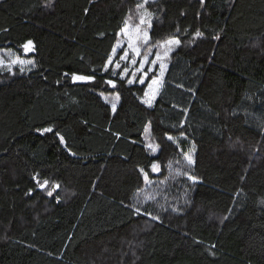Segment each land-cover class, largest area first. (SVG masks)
<instances>
[{"label":"trees","instance_id":"trees-1","mask_svg":"<svg viewBox=\"0 0 264 264\" xmlns=\"http://www.w3.org/2000/svg\"><path fill=\"white\" fill-rule=\"evenodd\" d=\"M135 1L0 0V55L32 61L0 64V264H264V126L239 112H264V0L147 3L151 40L186 45L150 108V81L107 64ZM188 153L191 206L151 222L155 206L134 204L141 172ZM45 180L69 197L44 198Z\"/></svg>","mask_w":264,"mask_h":264},{"label":"rangeland","instance_id":"rangeland-1","mask_svg":"<svg viewBox=\"0 0 264 264\" xmlns=\"http://www.w3.org/2000/svg\"><path fill=\"white\" fill-rule=\"evenodd\" d=\"M155 1V0H136L133 2L132 5L136 4L131 8L129 11V15L126 19L128 22V31L129 34L132 37L133 43L136 47L139 48V55H136L132 48L129 47V35H125L122 31L120 32L118 36V40L115 46V52H112L109 61L107 64H110L111 66L119 71L118 75L121 78H128L129 80H132V83H134L136 80L139 79L141 81V78H143V81L148 79L150 82L146 88L145 93L147 92L148 95L146 96L144 94V97L142 99V103L147 106L151 107L153 105V102L159 93V90L161 88L164 74L166 71V68L170 62L171 55L173 51L177 47H185V44L179 43L178 45H168L166 44V41L169 40H177L173 38H167L165 40H162L160 42L152 41L149 35V30L152 25V16L147 9V3ZM142 4V8H138L137 5ZM141 19L144 20V23H141ZM125 27V25H124ZM123 27V28H124ZM122 28V29H123ZM139 29V32L136 30ZM145 34L147 35V41L145 42ZM168 48H171V51L167 52V55H165V52ZM31 52V51H30ZM125 52L128 53V56L126 59H121V56L125 54ZM29 52L24 54H28ZM157 56L160 58L157 59ZM17 60H23L27 61V57H19V56H13L11 54L3 53L0 55V63L2 66L6 67L7 69H12L14 66L20 67L22 69L29 68L31 64H20L18 62L14 63L13 61ZM135 61V63H133ZM141 61H145L143 64H141ZM155 61V63H153ZM161 64H164L166 67L163 69V75L161 76ZM160 80L161 83L159 85L158 91L155 94V97L152 98V92L149 90V85L152 83L153 80ZM79 81H88V80H79ZM156 86H154L155 88ZM111 96V95H110ZM109 101H112V98H108ZM151 100V106L148 105V103H145L144 101ZM252 105V104H250ZM240 113H243L246 117L247 123L250 125H254V127L260 128L264 126V112H261L259 109H253L246 107L245 111L241 110ZM143 142L145 144V147L150 155L156 156L160 154L161 149L157 141L153 136H151V132L149 128L146 129L144 136H143ZM232 142L227 143V147H230L233 145H236L238 141L234 144ZM151 145V147H149ZM239 145V144H238ZM240 147V145H239ZM153 148L155 151H153ZM189 154V153H188ZM191 154V153H190ZM250 155H253L250 153ZM179 155H176L177 157ZM193 157V156H192ZM157 166L156 171H153V178H149L146 173H144L142 170L141 175L143 179V185L139 190H137L136 198L134 199V204L139 205L142 207L144 204L146 206L151 205L155 206L156 210L153 214H151L148 219L153 221H160L163 218L167 217H176L178 214L183 213L184 209H187L191 206L190 201V188L189 186L194 183L193 180H190L188 177L191 176V168L189 167L190 164L185 159V156L178 158L177 160H174L170 163L166 164V170L165 175H160V167L158 164H155ZM145 176H147V182L145 181ZM193 177V176H191ZM194 178V177H193ZM195 180V179H194ZM55 184L53 181H48V185L45 188H40L42 192V196L46 199H52L56 198L57 193L65 199L69 197L70 193L63 189V186L59 184V187L55 190L52 189V185ZM58 185V184H57ZM52 191V195L49 196L48 192ZM58 196V195H57ZM150 201H153V204H148ZM44 207L41 206L39 211L42 209H45L47 206L46 203H44ZM142 213V212H140ZM145 216L146 214L143 213ZM153 217H156V219H153ZM170 219V218H168ZM209 222H218L219 218L213 215L208 216ZM145 230L144 226H141V231ZM138 230H134L132 232V240L130 242H122V247L127 248L131 256H134L136 253L137 248L139 247V243L136 236H137ZM135 237V238H134ZM108 249H101V252L96 254L98 258L102 257V262H105L108 258ZM122 254L123 258L127 259L129 258L128 255ZM95 256V257H96ZM94 257V258H95Z\"/></svg>","mask_w":264,"mask_h":264},{"label":"snow or ice","instance_id":"snow-or-ice-1","mask_svg":"<svg viewBox=\"0 0 264 264\" xmlns=\"http://www.w3.org/2000/svg\"><path fill=\"white\" fill-rule=\"evenodd\" d=\"M204 2V0H201V3H203ZM137 7L138 8H142L143 7V5L142 4H140V5H137ZM141 23H144V20L143 19H141ZM125 35H129V47L130 48H132V50H133V52L136 54V55H139L140 54V52H139V48L138 47H136L135 45H134V43H133V40H132V37H131V35L129 34V31H128V22L127 21H125V27L121 30ZM137 32H139V29H137L136 30ZM201 35V33L199 32V31H197V33H196V36H200ZM218 38V37H217ZM147 41V35L145 34V42ZM180 43V41L179 40H169V41H166V44H168V45H178ZM22 47H23V49H24V51H25V53H27V52H30V51H32L33 50V47H34V45H33V41H31V40H28L25 44H23L22 45ZM168 51H171V48H168L167 50H166V52H165V55H167V52ZM113 52H115V48L113 49ZM127 56H128V53L127 52H125V54L123 55V56H121V59L123 60V59H126L127 58ZM160 57L159 56H157V59H159ZM14 63H16V62H18V63H20V64H25V63H27V64H31L32 63V61H23V60H17V61H13ZM145 61H141V64H143ZM0 63H2V61H0ZM133 63H135V61H133ZM153 63H155V61H153ZM166 66L164 65V64H161V76L163 75V69L165 68ZM22 71H23V69H21ZM89 79H91V77H86V76H76V75H74L73 76V80H89ZM141 83H143V78H141V81H140ZM107 83H109V84H112V81H107ZM128 83L129 84H131L132 83V80H129L128 81ZM160 83H161V81L160 80H153L152 81V83L149 85V90L152 92V98H154L155 97V94H156V92L158 91V88H159V85H160ZM114 86V85H113ZM154 86H156L155 88H154ZM145 95L147 96L148 95V93L146 92L145 93ZM117 99H118V97H117ZM145 103H148V105L149 106H151V100H148V101H144ZM113 111H115V104H113ZM43 131L44 132H50V131H52V129H50V128H45V129H43ZM168 139H172V137H168ZM61 143L63 144L64 143V140H63V138L61 137ZM149 147H151V145H149ZM153 151H155V149L153 148ZM193 151H194V148H193ZM185 159L188 161V163L191 165L194 161H193V157H192V155L189 153V154H186L185 155ZM156 170H158L157 169V166L154 164L153 165V171H156ZM190 180H193L194 182H195V180H194V178L193 177H191V176H189L188 177ZM33 179L34 180H36L37 178L36 177H33ZM145 181L147 182V176H145ZM37 183H38V185H39V187L40 188H45L47 185H48V181L47 180H45L43 183H40L39 181H37ZM59 187V185H57V184H53L52 185V189L53 190H55L56 188H58ZM30 194V193H29ZM48 195L49 196H51L52 195V191H49L48 192ZM153 219H156V217H153ZM214 247V246H213Z\"/></svg>","mask_w":264,"mask_h":264}]
</instances>
